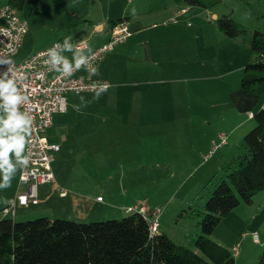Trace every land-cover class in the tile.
<instances>
[{"label": "rangeland", "instance_id": "1", "mask_svg": "<svg viewBox=\"0 0 264 264\" xmlns=\"http://www.w3.org/2000/svg\"><path fill=\"white\" fill-rule=\"evenodd\" d=\"M77 1L24 0L23 6L19 8L16 0H0V6L12 4L19 15L27 20L25 35L23 34L21 45L13 58L19 60L25 56L34 41L46 40L53 36L55 26H64L67 23L70 6ZM202 1L206 7L189 5L180 0V7L189 10L190 22L189 25L183 23V58L187 62L198 57L201 70L200 101L193 108L191 100L186 98L182 103L181 112H184L185 117L192 113L199 119L191 125L189 122L178 123L171 120L166 123H154V132L162 135L168 132L169 145L166 147L161 146V141L165 139L160 137L152 139L150 144L148 141L145 143L144 139L139 142L135 137L115 139V151L104 155L105 183L99 192L104 205L103 215L96 219L101 221L125 217L130 214L125 211L128 207H159L161 213L158 231L165 232L179 244L192 242L193 248L195 235L200 233L198 217L185 211H203L209 192L213 190L215 183L225 178L226 167L232 156L245 152L244 146L236 144L238 139L240 141L238 132L242 128H236L226 146L220 148L221 144L212 151L211 142L216 143L220 134H229V129L237 120L246 117L240 115L238 92L243 91L240 80L243 67L249 58L250 40L249 33L237 38L225 36L217 28L215 20L222 14L231 13L232 18L248 30L259 28L264 31V0ZM124 2L125 0H83V5L89 11L100 14L114 4L120 5ZM164 3L165 0L155 1V4L160 6ZM174 16L172 13V17ZM171 18L167 17L165 20ZM75 96L95 99L94 91ZM205 99L210 100L209 106ZM1 109L0 116H5L6 113ZM201 118L206 119V122ZM108 122L112 125L109 128L114 130H145L143 125L129 121H119L114 125L113 117ZM246 125L253 126L254 120ZM179 127L187 131L188 136L194 133L193 153L189 152L190 145L185 148L184 144L180 146L179 138L171 135ZM187 140L190 142L189 137L184 138L185 142ZM105 141H108L109 147L113 146V139L106 138ZM164 159L168 163L164 162ZM211 238L231 250L234 264L256 262L258 256L264 252V190L256 193L250 204L242 202L223 216ZM234 246H238L237 250L233 249Z\"/></svg>", "mask_w": 264, "mask_h": 264}, {"label": "crops", "instance_id": "2", "mask_svg": "<svg viewBox=\"0 0 264 264\" xmlns=\"http://www.w3.org/2000/svg\"><path fill=\"white\" fill-rule=\"evenodd\" d=\"M155 1L125 0L123 4L116 3L107 11L97 14L85 8L83 0H78L76 4L70 6L67 23L64 26L60 24L55 26V34L50 38L34 41L28 53L19 59L46 48L53 41H60L63 45L64 38L71 36L70 43L73 46L81 39H85L87 44L86 49L79 50L74 46L71 52H60V55L74 63V53L85 55L108 39L110 20L126 18L129 23L130 36L106 53L96 67L99 74L92 75L110 83L107 91L102 93L99 99L75 96L86 92H68L65 95V111L53 115L47 137L49 141L60 146L52 164L54 179L50 183L37 186L38 201L35 204L22 205L16 201L17 193L25 190V186H20L18 179L28 133H21L25 136V144L20 158L10 152L9 163L13 166L12 169L8 172L0 169V185H7L0 187V210L11 203L14 204L11 206L13 213L9 212L4 216L0 213V217L13 220H26L38 216L76 221L99 219L103 215L104 206L103 200H97L105 183L104 155L115 151V139L135 137L139 142L140 139H144L145 143L148 141L150 144L152 139L160 137L165 139L161 141V146L166 147L169 145L168 132H164L166 135L154 132L152 130L154 123H166L171 120L178 123L189 122L191 125L198 118L192 113L185 117L184 112H181L182 103L186 98L191 100L193 108L200 101L201 70L198 57L196 59L193 57V60L187 62L183 58L185 57L183 23L190 24L189 10L180 7L182 4L180 0H165L161 6L156 5ZM182 9H186V12L179 16L177 22L170 23V19L165 20L167 17L171 18L172 13L176 14ZM133 10L135 14L132 13ZM77 74L85 75L86 72L81 69ZM247 92L244 90L238 92L240 115L246 117L239 118L229 129V134H222L225 136V142L220 148L228 144L227 141L232 138L236 128H242L238 132L241 136L240 141L238 139L236 144L244 146L243 136L250 127H253L246 125L253 120L248 113H254L256 108L264 105V96L257 98L253 93ZM205 102L209 106L210 100L205 99ZM112 117L114 125L119 121H129L143 125L145 130L133 132L110 129L109 126L112 125L108 124V120ZM201 119L206 122V119ZM188 134L179 127L171 135L179 138L180 146L184 144L185 148L186 145H190L189 152L193 153L195 147L192 140L195 135ZM187 137L190 142L184 141ZM106 138L113 139L112 147L108 146ZM218 142L219 137L216 143ZM164 162L168 163L165 159ZM7 167L4 166L5 169ZM5 176L8 177L7 181ZM185 245L194 249L192 242Z\"/></svg>", "mask_w": 264, "mask_h": 264}, {"label": "trees", "instance_id": "3", "mask_svg": "<svg viewBox=\"0 0 264 264\" xmlns=\"http://www.w3.org/2000/svg\"><path fill=\"white\" fill-rule=\"evenodd\" d=\"M184 1L206 7L202 0ZM23 3L16 0L19 8ZM121 20L126 18L110 20L109 25ZM215 23L229 38L249 33V58L240 86L261 98L264 31L248 30L231 13L217 17ZM252 118L254 125L243 136L245 152L232 156L225 178L209 192L204 210L185 211L198 217L200 233L195 235L194 249L174 242L165 232L150 233L147 220L138 211L94 222L48 216L32 220L0 217V264H234L231 250L211 234L223 216L242 202L250 204L253 196L264 190V105ZM253 264H264V252Z\"/></svg>", "mask_w": 264, "mask_h": 264}, {"label": "built area", "instance_id": "4", "mask_svg": "<svg viewBox=\"0 0 264 264\" xmlns=\"http://www.w3.org/2000/svg\"><path fill=\"white\" fill-rule=\"evenodd\" d=\"M185 12L186 9H182L170 21L177 22L179 16ZM26 28L27 20L19 15L15 6L10 3L0 6V79L15 81L18 94L24 97L17 106L18 111L32 121L18 179L20 186H25V190L19 191L16 195V201L22 205L37 203V186L50 183L54 179L52 164L60 146L58 143L49 141L47 131L52 125L53 115L65 111L66 93L93 92L94 87L104 83L110 87L108 81L89 73L97 67L108 51L116 44L125 41L131 34L127 20L116 21L110 25L108 39L97 48L88 51L85 54L88 58L86 65L78 70L74 69L73 75L69 77L57 72L49 62L50 57L46 54L47 50L55 44L61 45L60 41H53L46 48L31 53L21 60L13 58L21 45ZM74 46L79 50L87 48L85 39L79 40ZM57 51L60 54L61 50L57 49ZM81 69L86 72L85 75L77 74V71ZM248 115L252 117L253 113L249 112ZM224 142L225 136L221 134L219 142H213L212 151ZM97 200L102 201L101 196L97 197ZM13 205L11 203L3 208L1 215L13 213L11 209ZM135 209L128 207L125 211L130 213ZM137 211L147 220L150 233L158 231L161 213L159 207L142 205ZM237 248L238 246L233 247L235 250Z\"/></svg>", "mask_w": 264, "mask_h": 264}, {"label": "clouds", "instance_id": "5", "mask_svg": "<svg viewBox=\"0 0 264 264\" xmlns=\"http://www.w3.org/2000/svg\"><path fill=\"white\" fill-rule=\"evenodd\" d=\"M135 14V10L132 12ZM72 37H65L63 45L55 44L47 50V55L50 57L52 67L63 75L72 76L74 69L78 70L81 66L86 65L87 56L76 52L74 53V64L68 58L59 54L57 49L61 51H73V45L70 43ZM98 68H93L90 75H98ZM109 85L107 83L97 85L93 88L95 93L94 98L99 99L100 95L107 91ZM24 97L18 94L16 83L13 79H0V108L6 113L5 116H0V169L8 172L12 169L9 163V153H14L17 158H20V153L25 144V136L21 133H28L29 126L32 123L31 119L25 114L18 111V105ZM7 165V169L4 166ZM8 177L5 176V181ZM7 185H0L4 187Z\"/></svg>", "mask_w": 264, "mask_h": 264}]
</instances>
